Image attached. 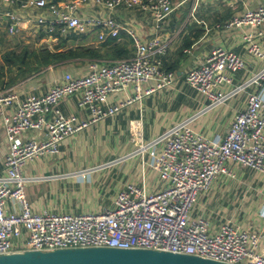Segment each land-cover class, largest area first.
Listing matches in <instances>:
<instances>
[{
	"label": "built area",
	"instance_id": "2783aa9c",
	"mask_svg": "<svg viewBox=\"0 0 264 264\" xmlns=\"http://www.w3.org/2000/svg\"><path fill=\"white\" fill-rule=\"evenodd\" d=\"M92 3L107 15L81 18V4ZM14 6L49 16L34 20L48 33H82L98 30L97 41L118 38L124 30L132 39L131 57L90 61L82 75L64 73L42 94L21 98L13 87L0 89V120L8 138V151L0 173V255L24 251L112 247L151 249L187 254L227 264H264L261 232L242 226L233 218L219 217L217 226L200 210V199L216 182L238 180V169L264 173V66L235 85V75L246 69L245 59L224 47L214 48L185 75L186 84L206 104L198 112L212 110L237 94H246L245 106L233 116L223 136L209 137L193 125L197 114L183 118L153 140L141 143L137 154L152 151L153 187L147 174L117 190L113 204L99 212L81 214L35 210L26 195L23 169L31 162L56 156L62 143L108 117L121 114L157 91L173 86L176 76L163 65L167 42L158 34L173 11L171 0H0V53L4 33L18 32L20 17ZM119 7L151 14L156 30L142 40L138 29L121 24L112 12ZM246 26L247 53L264 61L257 42L264 35V1L224 24ZM123 94L119 101L112 96ZM77 96L81 113L66 115L60 102ZM140 120L131 121L135 139L141 138ZM42 131L45 137H27ZM264 215V211H263Z\"/></svg>",
	"mask_w": 264,
	"mask_h": 264
},
{
	"label": "crops",
	"instance_id": "0c3cea01",
	"mask_svg": "<svg viewBox=\"0 0 264 264\" xmlns=\"http://www.w3.org/2000/svg\"><path fill=\"white\" fill-rule=\"evenodd\" d=\"M57 1L61 3L71 0ZM171 1L173 11L161 24L158 34L167 42V53L162 58L163 65L166 69L173 71L176 76L173 86L170 87L172 92L166 94L164 90L157 91L121 114L101 120L83 132L66 139L56 156L47 155L29 163L23 169V175L34 178L27 182L26 195L35 210L48 209L53 212L72 214L102 211L112 206L117 190L129 182L138 181L143 170L147 174L149 188L153 187L157 178L151 168L152 151L136 155L121 163L110 161L117 155V149L107 145L104 146L105 155H99L97 159L76 157L72 159L73 161H67L65 157L71 154H87L92 149L85 151V147L95 148V140L99 141V136H103L107 131L117 130L119 127H127L128 122L131 125V121L134 120L141 119V138L146 141L183 119L181 117L174 121L173 114L163 113L161 107L165 106L175 112L178 108L175 107L179 106L181 101L190 99L191 96L185 89L191 91L192 89L186 84L185 75L191 68L199 65L216 47L235 51L245 59L246 69L235 75V85L264 66L263 60L247 53L243 34L249 30L248 27H224L227 20L242 14L246 9L259 6L264 0ZM12 9L20 17L19 29L13 35L4 33L0 55L5 51L29 44H32L34 48L43 46L51 50H63L60 42L64 41L66 35L70 33L55 30L50 34L44 25H38L34 20L39 16H49L46 11L26 12L17 6ZM76 13L81 18L108 14L107 10L90 2L81 4ZM111 14L119 23L135 26L142 40H148L156 33L151 14L139 7L131 9L119 7ZM97 33L98 30L73 33L75 38L66 39L68 41L65 40L64 47L92 45L100 48L112 38L108 36L100 43L97 41ZM114 39L118 42H128L125 46L128 57L133 55L132 39L124 30H121L119 37ZM11 42L14 44L12 45ZM257 42L264 50V35L258 38ZM115 59L104 57L98 61ZM89 62V59H77L53 64L24 78H16L12 84L0 85V89L13 87L21 98L28 94H42L66 72L74 75L85 74ZM11 73L12 76H16L17 70L11 68ZM8 76L10 74L7 72L6 81L9 80ZM170 94L172 96L168 98ZM122 95H113L112 100L119 101ZM198 97L196 95L194 98L196 103L191 100L189 104L193 106V113L197 114L193 125L209 137L219 139L225 135L235 113L244 108L247 98L246 94L240 93L212 110L198 113L206 104ZM77 101V96L63 99L60 102L62 112L66 115L73 113L84 115V112L78 109ZM172 101L174 102L170 105ZM27 137L42 139L45 134L42 131L30 132L27 133ZM8 147V138L0 120V173L3 170V160ZM237 173L238 180L216 182L211 191L200 199L199 208L212 218L214 226H217L219 219L216 216L219 215L226 219L233 218L242 226H253L257 233L262 234L259 248L264 250V173H255L246 169H238Z\"/></svg>",
	"mask_w": 264,
	"mask_h": 264
},
{
	"label": "water",
	"instance_id": "95a60500",
	"mask_svg": "<svg viewBox=\"0 0 264 264\" xmlns=\"http://www.w3.org/2000/svg\"><path fill=\"white\" fill-rule=\"evenodd\" d=\"M0 264H227L198 256L151 249L112 247L24 251L0 255Z\"/></svg>",
	"mask_w": 264,
	"mask_h": 264
},
{
	"label": "trees",
	"instance_id": "16d2710c",
	"mask_svg": "<svg viewBox=\"0 0 264 264\" xmlns=\"http://www.w3.org/2000/svg\"><path fill=\"white\" fill-rule=\"evenodd\" d=\"M67 37V38H66ZM64 41L60 42L63 50H51L39 46L34 48L32 44L22 45L17 49H11L0 55V85L12 84L16 78H24L47 66L74 61L77 59H89V61L100 60L101 58H127L129 56L128 42H118L116 39H109L105 44L96 48L92 45L65 46V40L74 39L73 33L66 35ZM66 40V41H68ZM11 68L17 70V75L12 76ZM9 80H5L6 73Z\"/></svg>",
	"mask_w": 264,
	"mask_h": 264
},
{
	"label": "rangeland",
	"instance_id": "374dc122",
	"mask_svg": "<svg viewBox=\"0 0 264 264\" xmlns=\"http://www.w3.org/2000/svg\"><path fill=\"white\" fill-rule=\"evenodd\" d=\"M11 43H12V45L14 44L13 42H11ZM185 91L188 94H190L191 97H190V99L187 98L186 100L181 101L180 105L175 107V108L178 107L175 110V112H173L172 110H170L168 108H165V106L161 107V109H162L161 111L163 113L168 115L171 112L173 114L174 121L175 120L177 121L178 118L181 119V117L186 118V117L194 115L193 108H192L193 106H191L189 104H190L191 100H192V102L195 101L194 98L196 96V93L193 90L191 91L189 89H185ZM164 92L166 94L171 93L172 89L171 88L166 89V90H164ZM170 96H172V94L168 95V98ZM227 101H229V100H227ZM173 102L174 101H172L170 103V105H172ZM195 103H196V101H195ZM156 136H158V135H156ZM154 138L146 140V141L145 140L141 141L140 139L139 140L135 139V134L132 130L130 122H128L127 127H119L117 130H110V131H107L106 134H104L103 136H99V141L95 140V145H96L95 148L85 147V151L92 149L91 151L89 150V152H87V154H71V155H67L65 158L67 161H73L74 159H76V157H80V158L90 157L93 159H97L96 157H98L99 155L100 156L105 155L103 153L104 152V146L107 145L110 148L116 147V149H117V155L114 156L115 158H113L110 161L121 163V162H124V160H127V159L129 160L130 158H133L134 156L139 155V154H137V151H138V148L140 147L141 143H147V142L153 140ZM101 148H103V150ZM128 149H130V150H128ZM219 217H220V215L218 217L216 216L217 219H219Z\"/></svg>",
	"mask_w": 264,
	"mask_h": 264
}]
</instances>
